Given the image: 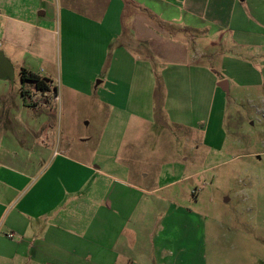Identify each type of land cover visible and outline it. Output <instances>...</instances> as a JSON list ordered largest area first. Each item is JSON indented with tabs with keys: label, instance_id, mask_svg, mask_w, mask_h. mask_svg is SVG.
I'll list each match as a JSON object with an SVG mask.
<instances>
[{
	"label": "rangeland",
	"instance_id": "1",
	"mask_svg": "<svg viewBox=\"0 0 264 264\" xmlns=\"http://www.w3.org/2000/svg\"><path fill=\"white\" fill-rule=\"evenodd\" d=\"M59 2L57 7L52 0L55 13L48 26L0 27V52L13 70L12 78H0V153L38 160L40 170L53 164L41 162V146L51 155L99 151L105 158L120 157L150 186L176 182L175 188L188 194V203L180 199L171 205L185 210L171 217L163 253L169 264H264V41L259 34L230 30L211 38L210 30H179L149 13L156 35L139 42L130 26L141 7L117 0L122 28L111 37L116 29L87 25L79 5L66 22ZM161 30L181 40L159 38ZM118 51L122 59L113 70ZM23 69L48 76L58 103L34 98L37 92L27 83L37 106L25 110ZM101 73L113 74L101 82L95 77ZM131 80L150 88L148 119L123 109ZM224 82L228 91L217 87ZM71 87L78 88L75 94ZM119 87L112 96L116 107L103 108L104 91L112 95ZM168 213L167 207L161 217Z\"/></svg>",
	"mask_w": 264,
	"mask_h": 264
},
{
	"label": "crops",
	"instance_id": "2",
	"mask_svg": "<svg viewBox=\"0 0 264 264\" xmlns=\"http://www.w3.org/2000/svg\"><path fill=\"white\" fill-rule=\"evenodd\" d=\"M60 1L68 23L79 5L78 12L81 10L87 25L98 22L104 29H116L111 37L112 34L116 37L117 29L122 28V11L117 0ZM126 2L142 8L141 15L137 14L130 26L139 42H150L148 39L156 35L152 32L157 27L149 13L163 16V25L178 26L179 30H210L211 38L216 37L215 33L230 30L250 36L247 34L253 30L264 41V0ZM57 4L60 5L59 0L55 4L58 7ZM54 13L52 0H0V27L8 23L48 26ZM109 16L112 19L107 22ZM151 29L154 30L151 32ZM161 31L159 38L181 40L178 35ZM119 51L111 59L113 70L122 59ZM124 51L127 50L123 49L126 54ZM112 74L101 73L95 77L103 82ZM148 74L146 71V77ZM39 76L50 80L48 76ZM223 84L228 91V83ZM77 90L70 88L73 94ZM119 90L120 87L116 88L112 95L108 94L111 90L104 91L100 97L103 108L116 107L112 96ZM125 92L124 111L148 119L152 106L150 88L140 87L137 80H131ZM73 98L71 95L70 100ZM23 108H29L24 100ZM103 128V134H108L106 125ZM41 149V162H53L42 170L38 169V160L25 161L22 157L28 156H16L6 150L0 153V264H169L164 254L165 243L171 237V217L178 210L180 213L185 210H171V205L180 199L188 203L184 189L175 188L176 182L154 188L146 176H138L139 171L124 166L120 157L105 158L99 151H78L67 156L71 153L51 155L47 146ZM161 192L167 194L162 198ZM167 207L169 213L161 217ZM10 234L14 235L12 239L8 237Z\"/></svg>",
	"mask_w": 264,
	"mask_h": 264
},
{
	"label": "trees",
	"instance_id": "3",
	"mask_svg": "<svg viewBox=\"0 0 264 264\" xmlns=\"http://www.w3.org/2000/svg\"><path fill=\"white\" fill-rule=\"evenodd\" d=\"M20 75H21V81H22L21 93H22L24 103L26 104V106H29V107L37 106V103L33 101L30 92H28L25 89V85L27 83L32 84L36 92L51 93L52 83L49 79L42 78L39 75L28 72L25 69L21 71ZM55 90L57 89L55 88Z\"/></svg>",
	"mask_w": 264,
	"mask_h": 264
},
{
	"label": "water",
	"instance_id": "4",
	"mask_svg": "<svg viewBox=\"0 0 264 264\" xmlns=\"http://www.w3.org/2000/svg\"><path fill=\"white\" fill-rule=\"evenodd\" d=\"M13 77V70L9 61L5 58L4 54L0 52V78L9 79ZM224 89V84L219 85Z\"/></svg>",
	"mask_w": 264,
	"mask_h": 264
},
{
	"label": "built area",
	"instance_id": "5",
	"mask_svg": "<svg viewBox=\"0 0 264 264\" xmlns=\"http://www.w3.org/2000/svg\"><path fill=\"white\" fill-rule=\"evenodd\" d=\"M33 97L34 98H51L54 103H58V101H59V94L57 91L52 92V93L37 92L36 96H33ZM8 237L12 239L14 237V235L10 234V235H8Z\"/></svg>",
	"mask_w": 264,
	"mask_h": 264
}]
</instances>
